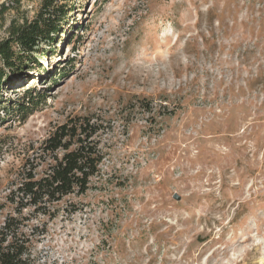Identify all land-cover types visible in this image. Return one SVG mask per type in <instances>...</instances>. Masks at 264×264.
I'll return each mask as SVG.
<instances>
[{
	"label": "rangeland",
	"instance_id": "1",
	"mask_svg": "<svg viewBox=\"0 0 264 264\" xmlns=\"http://www.w3.org/2000/svg\"><path fill=\"white\" fill-rule=\"evenodd\" d=\"M43 1L0 0V42ZM67 11L50 43L12 69L0 60V222L50 162L45 139L89 117L99 174L30 222L34 264H264V0Z\"/></svg>",
	"mask_w": 264,
	"mask_h": 264
},
{
	"label": "trees",
	"instance_id": "2",
	"mask_svg": "<svg viewBox=\"0 0 264 264\" xmlns=\"http://www.w3.org/2000/svg\"><path fill=\"white\" fill-rule=\"evenodd\" d=\"M55 2L44 0L34 20L12 27L10 38L0 42L4 67L12 69L21 64L24 57L33 55L41 44L50 43L62 32L70 0L60 6ZM3 73L0 70V80ZM27 95L35 98L36 92L28 91ZM142 107L152 112L143 101ZM20 109L26 120V108ZM99 132V126L89 117H77L58 126L45 139L42 150L50 159L46 169L42 175L29 172L7 196L12 212L0 222V264H34L31 246L39 227L30 228V222L40 216L52 218L55 205L65 197L88 192L104 159L96 139Z\"/></svg>",
	"mask_w": 264,
	"mask_h": 264
},
{
	"label": "water",
	"instance_id": "3",
	"mask_svg": "<svg viewBox=\"0 0 264 264\" xmlns=\"http://www.w3.org/2000/svg\"><path fill=\"white\" fill-rule=\"evenodd\" d=\"M174 198H175L176 200H180V197L177 196V195H175Z\"/></svg>",
	"mask_w": 264,
	"mask_h": 264
}]
</instances>
